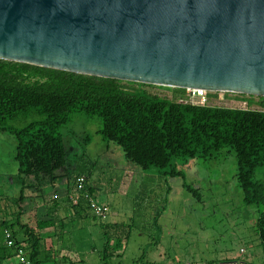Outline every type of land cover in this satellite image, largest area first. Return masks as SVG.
<instances>
[{"label": "trees", "instance_id": "1", "mask_svg": "<svg viewBox=\"0 0 264 264\" xmlns=\"http://www.w3.org/2000/svg\"><path fill=\"white\" fill-rule=\"evenodd\" d=\"M147 86L154 85L0 59V130L16 138L20 186L15 198L17 216L0 221V264L14 258L18 246L34 264L56 259L54 248L49 250L46 244L52 237L43 232L55 226V218H41L37 209L26 211L23 203L29 197L50 202V208H55L65 193L68 207L77 215L99 221L105 238V262L130 239L131 223H106L92 212L85 196L78 204L69 198L81 175H86L88 190L95 194L87 167L71 165L64 128L77 112L99 116L103 123L99 134L108 144H117L128 162L143 171L155 168L166 177H184L181 161L214 160L222 149H233L238 162L237 183L244 203L258 207L256 232L264 247V178H257L258 169L264 166V97L259 96L261 109L232 108L194 104L183 88L169 87L170 96L152 92ZM90 140V136L83 138L84 144ZM64 179L66 189L57 190ZM184 186L202 201L198 187ZM50 188L56 192L45 199ZM155 223L160 229L157 220ZM6 229L16 242L13 247L5 243Z\"/></svg>", "mask_w": 264, "mask_h": 264}, {"label": "water", "instance_id": "2", "mask_svg": "<svg viewBox=\"0 0 264 264\" xmlns=\"http://www.w3.org/2000/svg\"><path fill=\"white\" fill-rule=\"evenodd\" d=\"M0 59L264 97V0H0Z\"/></svg>", "mask_w": 264, "mask_h": 264}, {"label": "rangeland", "instance_id": "3", "mask_svg": "<svg viewBox=\"0 0 264 264\" xmlns=\"http://www.w3.org/2000/svg\"><path fill=\"white\" fill-rule=\"evenodd\" d=\"M146 88L172 96L169 87ZM207 97L206 104L211 106L261 109L259 96L212 92ZM250 100L254 103L250 104ZM16 125L20 127L25 123ZM102 125L97 115L80 112L72 115L71 122L64 128L71 165L87 167L96 199L109 208L105 222L131 223V237L122 250L105 262L102 259L105 238L99 221L82 218L71 208L51 209L48 202L40 215L47 219L53 212L55 216V227L45 234L52 237L46 244L49 250L54 248L56 259L46 264H147L149 261L163 264L176 257L182 259L192 251H203L202 254L207 255L206 246H236L234 239L252 236V218L258 215V207L243 201L233 149H222L214 160L181 161L179 168L184 177H166L155 168L143 171L128 162L117 144H108L99 134ZM86 136L91 140L84 144ZM15 151V136L0 130V181L4 180V175L11 177L18 169ZM257 178H264V166L258 169ZM185 183L200 189L202 201L196 200ZM64 187L59 185L57 190ZM55 192L53 188L47 189L45 199ZM59 200L66 206L67 194L61 195ZM17 211L15 199L0 196V218L15 219Z\"/></svg>", "mask_w": 264, "mask_h": 264}, {"label": "crops", "instance_id": "4", "mask_svg": "<svg viewBox=\"0 0 264 264\" xmlns=\"http://www.w3.org/2000/svg\"><path fill=\"white\" fill-rule=\"evenodd\" d=\"M17 172L18 169H16V172L11 175V177H8L4 175V180L0 181V196L2 199H10L12 197L13 199L17 198L16 194H20V186L17 183ZM3 176V175H2ZM0 180H2L0 178ZM63 191L66 189V185ZM7 190L9 192H7ZM65 194V193H63ZM62 194V195H63ZM63 200H59L60 208L68 209V205L66 206L62 205L64 204L62 202ZM46 202L42 199H34V198H27L26 202L23 203V207L26 211H31L33 209L38 210L39 217L40 211L42 208L46 207ZM108 206V205H107ZM59 207H55L56 210ZM54 208V207H52ZM51 208V209H52ZM54 208V209H55ZM53 209V210H54ZM49 213V212H48ZM47 213V214H48ZM57 213V212H56ZM53 212L48 214V218L53 216ZM56 217H59V214H55ZM55 217V216H53ZM259 217V210L258 215L252 218V236L247 237L243 236L241 239L238 237V239H234L236 243V246H206L207 250L209 251L207 255L202 254V252L197 253V251H192L188 256L184 258L176 257L175 259L164 261L163 264H184L186 262H191L192 264H264V247L263 244L259 238L258 233L256 232V223ZM26 219V218H25ZM2 218H0V221ZM56 225V224H55ZM53 226L52 228H54ZM51 230L50 228L45 229L43 232H48ZM239 245V246H238ZM2 264H17L16 259L12 258L9 259ZM147 264H160L155 261H149Z\"/></svg>", "mask_w": 264, "mask_h": 264}, {"label": "built area", "instance_id": "5", "mask_svg": "<svg viewBox=\"0 0 264 264\" xmlns=\"http://www.w3.org/2000/svg\"><path fill=\"white\" fill-rule=\"evenodd\" d=\"M188 100L194 104L204 105L207 102V96L210 91L204 89H186ZM82 196L88 199L90 203L91 210L96 216L105 219L108 215L109 208L106 205H103L98 202L95 195L91 194L87 187V177L85 175H81L76 179V189L70 192L69 198L73 202V204H78ZM58 197L55 194V198ZM5 243L9 247H13L16 245V242L13 238L12 232L9 229L5 230ZM17 255L14 257L16 259L17 264H34L33 261L30 260L26 251L22 247H17ZM184 264H192L191 262H186Z\"/></svg>", "mask_w": 264, "mask_h": 264}]
</instances>
